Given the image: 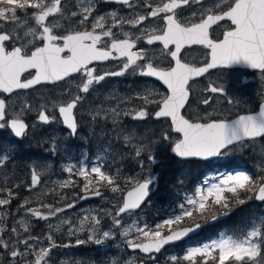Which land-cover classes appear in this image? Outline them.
I'll return each instance as SVG.
<instances>
[{
  "label": "snow or ice",
  "instance_id": "obj_1",
  "mask_svg": "<svg viewBox=\"0 0 264 264\" xmlns=\"http://www.w3.org/2000/svg\"><path fill=\"white\" fill-rule=\"evenodd\" d=\"M105 2L121 4L132 12L121 15L113 10L95 14L99 0H0V130L7 128L15 137L23 138L35 124L60 122L74 136L79 127L75 110L82 105L86 94L109 77L131 74L161 81L167 93L147 89L136 95L140 103L135 107L121 108L118 103L107 110H90L93 120L110 118L114 125L121 117L135 121L150 116L170 120L168 130L161 131L160 138L180 158L227 157L237 148L264 138V103L259 105L258 112L238 115L235 119H212L214 113L225 116L228 109L213 108L203 115L197 111L192 120L182 114L186 107H191L190 81L210 70L243 63L264 75V0ZM18 11L24 14L23 18ZM62 21H70L67 28ZM126 25L136 31L125 30ZM220 28L224 29L222 38L214 35ZM141 42L161 47L152 51L144 47L137 50ZM192 46L206 50L202 66L182 57L183 52L191 55ZM111 61L119 63L97 67ZM165 62L167 67L163 66ZM69 78L74 87L66 90L67 99L57 98L34 106L21 98L22 92L44 84L68 82ZM203 92L218 94L224 97L225 103L235 107L236 102L225 95L222 86L210 81ZM197 99L205 106L213 102L210 95ZM150 105H157L158 110L150 111ZM34 108L35 121L30 125L25 116ZM171 133H176L177 138L173 139ZM124 140L134 149L141 170L145 169L144 153L149 162L155 163L149 145L133 144L131 133L124 135ZM153 143L156 141L150 142ZM52 150H56L55 146ZM261 156L264 157V149ZM10 158L9 153L0 151V168H6ZM103 159L98 157V162L92 165H67L63 171L68 177L46 190L41 188L43 173L35 166L30 169L26 185L21 182L0 186V264H81L80 260H57L55 250L86 243L103 245L114 239L116 229L120 230L128 248L139 250L155 262L165 246L187 238L210 220L227 215L234 207L253 198L264 202L262 160L255 178L241 171L225 174L211 184L205 179L163 221L150 225L134 218L126 224L124 216H133L149 197L154 176L125 175L119 168L113 172L100 162ZM21 186L29 192L41 190L18 205L25 216L9 226L8 209L18 196L16 189ZM57 188H79V192L62 194ZM49 193L56 196L55 203L44 202ZM105 193H111V198ZM90 197L100 198L109 206L89 211L78 221L60 215L75 208L79 200ZM52 218H57L58 223L55 226L47 223V234H32L33 219L49 222ZM105 220L111 222L107 230H104ZM63 226L68 237H76L74 243L57 240L55 233L61 232ZM85 232L87 238L81 239L79 234ZM262 248L264 220L261 226L253 225L243 235L221 234L218 239L187 249L182 257L169 256L168 261L169 264H264ZM137 259L139 264H146L144 259ZM111 264L118 262L112 260ZM124 264H136V261L130 259Z\"/></svg>",
  "mask_w": 264,
  "mask_h": 264
},
{
  "label": "rangeland",
  "instance_id": "obj_2",
  "mask_svg": "<svg viewBox=\"0 0 264 264\" xmlns=\"http://www.w3.org/2000/svg\"><path fill=\"white\" fill-rule=\"evenodd\" d=\"M103 1L99 0L97 5L96 13L100 14L99 8L101 7ZM29 13L32 10H28ZM18 15L23 18V13L18 11ZM41 90L37 92H32L28 95H21V98L26 100L28 103L38 106L39 104L45 103L46 101L56 100L57 98L64 100L67 99L66 90L73 89L69 83L54 87H41ZM147 89L154 90L159 93L166 94L165 88L158 83H144L139 85L137 88H125L121 86L118 81L109 83L108 81H103L101 84L96 85L94 89L86 94L85 100L82 105L78 106V123L80 126L79 134L76 138H72L69 132H67L62 123L56 122L49 125L35 124L31 127L29 134L25 138L26 142L31 140L40 141V150L36 153L35 157L29 159L19 158L18 161L13 157L14 152L17 147L16 143L13 142V136H9L7 141L4 140V136L0 137V145H5L4 150L2 147L0 151H6L10 154V161L6 168H0V186H11L12 184L21 183L27 184L30 179V169L35 166L40 172L43 173V182L41 188L46 190L47 188L56 187V182L64 180L68 177V174L63 171V169L69 164H77L78 166L82 163H87L89 165L96 164L98 157H103L101 163L105 164L106 168L111 171H115L119 168L125 175H141L148 176L154 174V169L157 166V174L164 177V182L172 180L174 183L171 188L167 184H162L160 181L154 188V196L151 201L148 202L146 206L143 207L139 212H135L133 216H124L126 224H130L132 219L138 218L141 223L147 222L150 225H155L157 222H161L164 219L171 216L177 209V206L184 201L186 196L193 195L195 189L203 185L205 179L209 180V184L213 182H218L219 178L222 176H217L208 173L204 167L195 166L187 162L177 164H168L169 166H161L163 161H172L174 158L170 156L169 150L171 149L167 141H162L160 138V133L163 130H168V125L161 123H154L152 117L142 120L135 121L130 117H121L118 124L114 125L112 120L97 118L92 119L89 114L90 110L104 109L107 110L111 107H116L119 103L121 108H131L135 107L140 101L136 100L135 97L138 93L144 92ZM65 93V95H62ZM131 97L132 100L129 101L128 98ZM159 99V97H156ZM15 99V97H13ZM150 111L157 110V105H150ZM36 116L35 108L34 110L25 116V119L31 121V125L34 124ZM58 116V113H57ZM131 133L133 136V144H146L151 148V154L155 157V163H151L147 160V153L143 154V159L145 163V169L141 170L137 162V158L134 157V149L125 142L124 135ZM7 135V134H6ZM173 139L177 138L171 133ZM151 141H156V143L150 144ZM22 145V144H20ZM53 146H55V151H53ZM129 154L128 156H125ZM240 165V164H239ZM170 169L172 174H178V182L175 184L174 175H165L164 171ZM194 171V172H191ZM259 168L252 169L254 178L256 177ZM199 174V175H197ZM234 174V173H232ZM202 176V179L195 181L193 178L196 176ZM216 178V179H213ZM73 179L79 180L78 177H73ZM165 187L173 193L172 195H164ZM41 188L29 192L26 187L22 186V197L12 202L8 211L11 213L8 217L7 224L9 226L13 225L15 221L21 219L25 216L23 210H18V205L23 202L25 198H33L38 195ZM162 190V191H161ZM62 194L70 195L72 192H79V188L76 189H59ZM105 195L111 198V193H105ZM161 195V204H166L168 200L173 199L169 205H161L154 207L156 199ZM230 195V194H226ZM18 198V196H17ZM56 196L49 193L48 196L44 197V202L55 203ZM31 206H36L35 204ZM104 200L98 199L91 202H83L79 200L75 208L68 209L65 213L60 214L61 216H67L73 220H77L85 213L89 211H94L100 207H108ZM238 218L242 222V228L236 229L234 233H228L223 227H217L213 231H207L204 234L206 237L202 242L198 244H187L180 248H172L166 250L164 253L157 256L155 262L148 260L147 257L141 255L139 252H131L125 243V238L120 234V230H114V239L106 241L103 245H95L94 243H86L77 247H70L68 249H56L55 257L59 259H69V261L80 260L81 264H111L112 260H116L118 264H124L127 260H135L136 264H139L137 258H142L146 261V264H169L168 257L171 255L183 256L186 250L191 247L201 246L204 243H208L211 240L218 239L221 234L228 235H243L245 234L253 225L261 226V221L264 220V203H256L254 198L247 201L244 205L239 206ZM34 225L32 229L33 235L43 236L47 234L49 229L47 228V223H52L54 226L58 223L57 218H52L49 222L44 221H31ZM110 220H105L104 230L108 229L110 225ZM227 227L229 226L226 223ZM37 233L34 234V230ZM58 241L65 243H74L76 237H68L66 235V226L62 227L61 232L55 233ZM81 239L87 238V233L79 234ZM133 238V237H129ZM262 255H264V248H262Z\"/></svg>",
  "mask_w": 264,
  "mask_h": 264
},
{
  "label": "flooded vegetation",
  "instance_id": "obj_3",
  "mask_svg": "<svg viewBox=\"0 0 264 264\" xmlns=\"http://www.w3.org/2000/svg\"><path fill=\"white\" fill-rule=\"evenodd\" d=\"M102 1L103 3L99 8L100 14H105L113 10L117 11L121 15H128L132 12L131 9H128L121 4L108 3L105 2V0ZM212 2L213 0H206V3ZM138 11L144 10L138 9ZM187 11L188 10H185V13H187ZM62 23L64 24V27L67 28L70 21H62ZM146 23H150V21ZM141 27H143V25ZM125 30H128L130 32L136 31L135 29H132L127 25L125 26ZM223 30L224 29L222 28L216 29L214 35L222 38ZM114 31H118V29H114ZM141 47L147 48L149 49V51H152L153 49H158L161 46L159 44L149 46L141 42L140 44H138L137 50ZM189 51L191 52L190 56L188 55V52H183L182 57L187 59L189 62L195 63L197 66H202L203 61L206 59V50L201 46H192ZM118 63L119 62L111 61L106 62L105 65H97V67H111L113 65H117ZM163 66L167 67V62H165ZM76 79L79 78L77 77ZM71 81L72 78H70L68 82L61 83L60 85L69 83L71 87H74ZM105 81H108L109 83L118 81L121 86L125 88H137L139 85L144 83H157L151 78L131 74H126L125 76L121 77H109ZM210 81L217 86H222L225 89V95L229 99H232L234 102H236L235 107H233V105L225 103L224 97L218 94L203 92V89L209 84ZM190 85L191 91L189 103L191 104V107H187L183 111L185 117L190 120L194 119V112L198 111L201 115H203L206 112H211L213 108L228 109V111L226 112L225 116H220L217 113H214L212 119H235L238 115L259 111V105L264 103V75H262L260 71L253 70L249 67L241 68L231 66L228 68L213 69L205 76L197 80L190 81ZM39 90L41 89H35L26 93L22 92L21 95H28ZM209 95L213 97V102L210 106L203 105L197 99L198 97H206ZM6 132L7 128L0 130V135H6ZM262 149H264V138L258 139L254 144H246V146L242 149L237 148V150L233 154L227 157H219L215 161L208 162V164H211L212 166L211 171L218 172L217 174H229L234 169H238L241 171L243 170V172L250 174V168L258 167L261 161L264 160V157L261 156Z\"/></svg>",
  "mask_w": 264,
  "mask_h": 264
},
{
  "label": "trees",
  "instance_id": "obj_4",
  "mask_svg": "<svg viewBox=\"0 0 264 264\" xmlns=\"http://www.w3.org/2000/svg\"><path fill=\"white\" fill-rule=\"evenodd\" d=\"M17 143L19 144L18 147H20V148H16V150L14 152V154H15L14 156L17 157L18 159L19 158L29 159V158H33V156L35 157L36 153L40 150V147H41L40 141H37V140H31L29 142L21 141V142H17ZM20 144H22V145H20ZM128 155L129 154H126L125 156H128ZM173 162H175L177 164H180L181 163L180 161H178L175 158L172 161H170V162L167 161V159H165L163 161V163H162L161 166H165V168H167L169 166L168 164H173ZM193 165L197 166L196 164H193ZM158 167H160V166H157L154 169V171H153L155 174H157V172H158ZM191 172H194V171H191ZM164 173H166L165 175H169V174L174 175L173 177H174V180L176 182L175 184H177L178 178H179V175L177 173L176 174H172V172H171V170L169 168L166 169L164 171ZM164 177L165 176H162L161 175V177L159 179L160 182L162 184H167L171 188V186H173L174 183L172 182V180H168V181L164 182ZM193 180H196L197 181L198 178L197 177L196 178H193ZM20 188H22V186ZM162 188L165 189V194H164L165 196L168 195V194H170V193H171L170 195L173 194L171 192V190H169V189H167L165 187H162ZM18 198H16L15 200H13V202L16 201ZM161 202H164V200H162L161 195H160L156 199L155 204H154V207L161 206V205H169L172 202H174V200L173 199L168 200L166 202V204H161ZM230 212H232V217L228 221V224H229L228 230L229 231H232V230H236L238 228H242V225L243 224H242L241 220H239V218H238L239 206L234 207ZM33 233L36 234L37 233V230L35 229Z\"/></svg>",
  "mask_w": 264,
  "mask_h": 264
},
{
  "label": "water",
  "instance_id": "obj_5",
  "mask_svg": "<svg viewBox=\"0 0 264 264\" xmlns=\"http://www.w3.org/2000/svg\"><path fill=\"white\" fill-rule=\"evenodd\" d=\"M242 64V63H241ZM237 65H240V64H237ZM211 71V70H210ZM209 71V72H210ZM206 75V74H205ZM200 78V77H199ZM196 79H198V78H196ZM161 82V81H160ZM60 83V82H59ZM162 83V82H161ZM58 84V83H57ZM163 84V83H162ZM44 85H55V84H44ZM41 86V85H40ZM165 86V85H164ZM38 87V86H37ZM166 87V86H165ZM29 91V90H28ZM155 119V118H154ZM163 119H165V118H160L159 120H163ZM155 120H157V119H155ZM63 127H64V129L65 130H67V131H69L68 129H66V127L63 125ZM29 131V130H28ZM176 134V133H175ZM14 135V134H13ZM74 136H76V135H74ZM16 139H18V140H21V139H23V138H17V137H15ZM170 153H171V155L172 156H175V157H177L172 151H170ZM178 159H181V160H183V161H211V160H214L215 159V157L214 158H210V159H208V160H203V159H200V158H180V157H177ZM157 180H158V177L157 176H155L154 177V183H156L157 182ZM153 183V184H154ZM152 187V186H151ZM150 197H151V192H150V195H149V197L147 198V200H146V202L141 206V208L142 207H144L145 206V204L147 203V201L150 199ZM95 199H98V198H96V197H90V198H88V199H85V200H83V201H92V200H95ZM256 202H258V203H262L261 201H257L256 200ZM141 208L140 209H138L137 211H139V210H141ZM231 214L230 213H228L227 215H220L219 217H218V219L217 220H215V221H210V225H214V224H218V223H220L221 221H223V220H225V219H227L229 216H230ZM203 228V227H202ZM202 228L200 229V230H198V231H196V232H194V233H191L187 238H184V239H182L181 241H178V242H175V243H172V244H169V245H167V246H165V248L161 251V253L167 248V247H170V246H173V245H177V244H179V243H181V242H183V241H185V240H187V239H189V238H191V237H194V236H196V235H198L199 234V232L202 230ZM131 251H134V250H132V249H130ZM135 251H139V250H135ZM143 254V253H142ZM160 254V253H159Z\"/></svg>",
  "mask_w": 264,
  "mask_h": 264
}]
</instances>
